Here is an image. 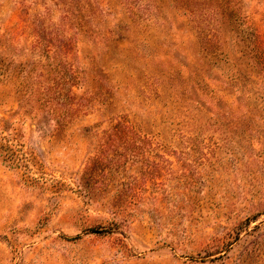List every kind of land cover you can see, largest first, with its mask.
<instances>
[{
    "label": "rangeland",
    "instance_id": "obj_1",
    "mask_svg": "<svg viewBox=\"0 0 264 264\" xmlns=\"http://www.w3.org/2000/svg\"><path fill=\"white\" fill-rule=\"evenodd\" d=\"M0 264H264V0H0Z\"/></svg>",
    "mask_w": 264,
    "mask_h": 264
}]
</instances>
